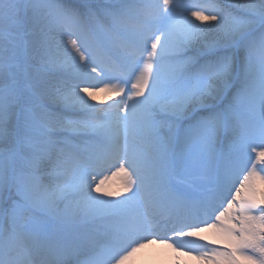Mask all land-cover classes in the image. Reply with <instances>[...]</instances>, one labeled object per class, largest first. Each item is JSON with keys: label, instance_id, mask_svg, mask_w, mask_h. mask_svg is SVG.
<instances>
[{"label": "snow or ice", "instance_id": "obj_1", "mask_svg": "<svg viewBox=\"0 0 264 264\" xmlns=\"http://www.w3.org/2000/svg\"><path fill=\"white\" fill-rule=\"evenodd\" d=\"M169 240L264 264V0H0V264Z\"/></svg>", "mask_w": 264, "mask_h": 264}, {"label": "bare ground", "instance_id": "obj_2", "mask_svg": "<svg viewBox=\"0 0 264 264\" xmlns=\"http://www.w3.org/2000/svg\"><path fill=\"white\" fill-rule=\"evenodd\" d=\"M197 23L200 22L197 21ZM103 87V84H99L97 88L92 89L96 98L95 100H91L90 103H94L98 107H107L109 104H113L121 99V97L111 93L100 91L99 89ZM106 174L109 176L105 185L106 189L109 191H118L121 186V177H112L111 173ZM101 178L103 177L101 176ZM200 235L205 238L203 241L197 237H191L189 239L194 243L205 244L210 240H214V235L211 231L202 232ZM170 243V240L168 242L147 243L144 247L137 250L128 261V264H207L205 260L197 258L195 253L188 254L183 249H175V245L169 246ZM211 246L223 247L222 244H212Z\"/></svg>", "mask_w": 264, "mask_h": 264}]
</instances>
